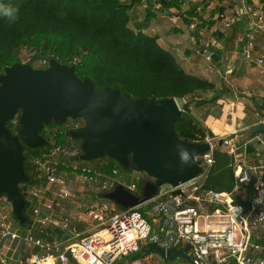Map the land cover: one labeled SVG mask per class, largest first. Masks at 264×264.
<instances>
[{
	"label": "built area",
	"instance_id": "built-area-1",
	"mask_svg": "<svg viewBox=\"0 0 264 264\" xmlns=\"http://www.w3.org/2000/svg\"><path fill=\"white\" fill-rule=\"evenodd\" d=\"M190 1L181 2V13L174 12L175 22L181 17L187 18ZM216 21L220 25H215L212 33L219 39L225 41L235 31L233 43L236 52L231 55L218 40L209 44L210 48L226 50L228 63L239 64L236 58L241 54L245 62L252 64L264 76V40L260 41L264 39V3L261 0H242L239 6L219 11ZM189 29L190 32L197 31L195 24ZM189 39L197 43L194 33ZM225 73L231 75L233 69H226ZM176 101L181 113L186 112L180 100ZM182 102L188 105L187 98ZM71 126L72 131L82 124ZM210 133L207 129L205 137L198 136L194 141L208 143L211 147L207 154L197 158L202 172L195 180L160 193L140 208L119 213L114 205L99 201V196L122 184L118 169L111 176L95 167L83 165L78 160L83 154L82 148L75 141L54 146L35 157L32 167L38 182L27 193L36 205L33 223L25 236L14 230L13 208L8 198L0 194V264H18L11 263L6 253L16 252L25 246L36 250L34 259L25 264L49 261L52 264H130L124 259L143 252L151 243L166 250L189 247L192 264H264V257L257 256L260 246L252 242V237L264 231V132L250 137L248 143L256 147L257 164L249 162L236 149L229 151L233 157L235 179L229 193L206 187L215 166V151L228 144L223 140L224 144L220 146V140L211 137ZM73 180L96 196L92 202H79L76 206L77 211L84 210L79 216L84 215L97 222L95 231L84 236L71 218H57L55 215L62 203L73 197L70 185ZM129 189L132 192L137 190L135 186ZM241 197L249 202L248 206L237 202ZM144 207H148L145 213L141 211ZM49 226L60 227L71 235V239L60 242L57 238L49 240L35 235L34 227L45 229ZM141 259L145 264H152L151 254H145Z\"/></svg>",
	"mask_w": 264,
	"mask_h": 264
},
{
	"label": "trees",
	"instance_id": "trees-1",
	"mask_svg": "<svg viewBox=\"0 0 264 264\" xmlns=\"http://www.w3.org/2000/svg\"><path fill=\"white\" fill-rule=\"evenodd\" d=\"M146 1L147 11L143 22L145 27L157 16L170 15L173 8L180 9L184 0ZM0 5L18 9V19L14 23L0 16V75L16 64L46 69L51 60H56L63 65L74 67L81 80L90 79L99 91L111 87L135 100L187 98L189 102L186 112L178 117L175 133L180 140L188 142H194L198 136L205 137L207 129L193 118L190 104L204 106L222 97L224 92H218L212 82L187 72L178 58L160 45L158 37L145 34L142 29L131 28L132 5L126 1L0 0ZM196 6L197 4H194L193 8L187 11L190 17L198 16ZM184 21L189 22L186 19ZM195 33L197 43L194 51H206L200 31ZM234 36L233 30L225 41L233 39ZM226 48L228 49L227 46ZM209 51L217 54L223 52L211 49ZM212 93L214 96L209 98ZM17 117V120L15 118L7 123V129L13 136L18 135L17 124L20 115ZM79 121L69 119L65 124H61L52 120L50 124L45 125L40 131V136L47 142L46 147L31 149L19 138L25 158L23 168L26 180L19 184L21 196L28 202L23 210L25 224L20 223L14 211L13 216L24 229H28L33 223L31 212L33 213L35 201L27 194L28 189L38 182L32 167L33 159L54 146L71 144L74 141L71 139V125ZM210 136L213 137L212 133ZM79 141L82 145V141ZM218 153H214L215 164L221 158ZM78 160L87 165L81 158ZM87 166L95 167L105 175L111 176L115 169H121L115 160L106 156L97 166ZM134 170L137 169L132 164L130 171ZM212 176L213 174L206 182L207 188H210L208 183L212 181ZM2 195L7 197L6 194ZM116 211L127 209L116 206ZM141 211L145 213L146 209L141 208ZM50 235L52 238V232ZM144 256L145 253L140 252L129 256L128 259L135 262Z\"/></svg>",
	"mask_w": 264,
	"mask_h": 264
},
{
	"label": "water",
	"instance_id": "water-1",
	"mask_svg": "<svg viewBox=\"0 0 264 264\" xmlns=\"http://www.w3.org/2000/svg\"><path fill=\"white\" fill-rule=\"evenodd\" d=\"M201 54L218 64L221 56L211 51ZM211 95H214L213 93ZM181 110L176 99H132L120 90L108 87L96 90L90 79L81 80L74 67L51 60L48 68L35 69L16 64L0 75V194H6L20 223L25 224L23 199L19 184L26 180L22 142L31 149L48 144L40 131L52 120L65 124L81 120L82 126L71 131V139L82 141L84 162L109 157L126 172L132 164L148 179L143 182L142 196L119 184L103 196L124 209L140 208L153 201L164 186L179 188L195 180L202 172L198 157L207 154L208 143L180 140L175 124ZM20 115L17 136L7 123ZM264 132V122L252 126L249 135ZM224 141L220 140L219 145ZM60 242L71 235L60 227L52 229ZM166 250L151 243L143 253L171 261L183 259L192 264L188 252Z\"/></svg>",
	"mask_w": 264,
	"mask_h": 264
},
{
	"label": "crops",
	"instance_id": "crops-1",
	"mask_svg": "<svg viewBox=\"0 0 264 264\" xmlns=\"http://www.w3.org/2000/svg\"><path fill=\"white\" fill-rule=\"evenodd\" d=\"M123 1H126L129 5H132L130 25L132 24L133 29L135 30L142 29V31L145 34L158 37L160 45L164 49L171 51L177 58L183 47V42L180 36L188 32L185 31L186 27H184V25L180 21L175 22L173 20V16H174L173 11H175L176 8L171 9L172 11L171 20L173 21L172 28L170 27L167 28L166 23L164 21V19L168 15L157 16L156 18L152 19V21L149 23L148 26L145 27L143 26V22L146 18L147 1L146 0H137V2H134V0H123ZM181 32H183V34H181ZM263 40L264 39L262 38L260 39V41ZM227 51L229 52V49H227ZM236 59L238 60V58ZM178 61L180 60L178 59ZM234 66L235 68H237L236 72L239 75L238 78H236V80L239 81V95L235 93H231V94L224 93L222 99L212 102L207 106V108H205L204 119L200 120L201 121L200 124L202 125V127L208 129L211 133H213L215 136L218 137V138L215 137L213 138L217 140H224V141L226 140L228 142L227 145L221 147L224 151H227V157L224 158L221 157L220 160L215 164L212 170V174H213L212 181H210V184L208 183L209 186L207 185L208 187H210L212 190L215 191H217L216 189L218 190L222 189L223 193H229L233 188L232 180H231V185L229 187V179H228L229 176L226 175L228 172H230L229 171L231 170L230 166L232 167V161H233V157L229 151L231 149H236L238 154L243 155L249 162L257 164L259 162V159L255 156L257 150L256 147L248 144L250 140L249 137L250 135L248 134V130L252 126L264 122L263 120L264 119V106H263L264 76L256 68L250 66L247 63H244V61L242 60H239V64L234 63ZM228 107L230 108L235 107L236 112L228 111ZM239 108L242 109L241 112L243 114L246 110H249L252 113H250V116L248 115L247 118H244L241 121H239V113H240ZM218 177L219 179H217ZM213 178L215 179L213 180ZM72 182L73 181L70 182V185H71L73 197L70 200L63 202L61 208L56 210L55 215L57 218H63V217L71 218L74 224L77 225L80 233L84 236L86 234H90L91 232L95 231V229L97 228V222L88 219L84 215L77 216L75 214L76 212L75 205L78 203L79 199L83 200L86 203H89L95 200L96 198L94 199L92 194L88 195V193H85V190L82 189L81 187H79L78 189H75V187L73 188ZM233 185H235L234 172H233ZM135 193L136 194L138 193V188ZM103 196L104 195L101 196V199ZM237 202L243 204L244 206H248L249 203L245 201L243 197L239 198ZM43 214H45L44 210H43ZM19 228L20 227L18 223L15 221L14 230L18 232L21 236H25L26 229H24L25 231L22 233ZM33 229L37 237L47 238L49 240L52 239L50 238L51 236L50 233H48L47 230L48 228L41 229L39 227H34ZM252 242L258 244L261 248L260 251H258L257 256L264 257V231L258 232L257 236L252 237ZM35 253L36 250L34 249V247L25 246L24 248L21 247L16 252L9 251L6 254L7 257L11 260L10 261L11 263L15 262L18 264H22L24 260L26 263L32 261L35 257ZM126 259L128 261H125ZM126 259H124L125 262H130L128 258ZM181 260L186 261L183 259ZM130 264H145V262L142 259H140L135 262H130Z\"/></svg>",
	"mask_w": 264,
	"mask_h": 264
},
{
	"label": "rangeland",
	"instance_id": "rangeland-1",
	"mask_svg": "<svg viewBox=\"0 0 264 264\" xmlns=\"http://www.w3.org/2000/svg\"><path fill=\"white\" fill-rule=\"evenodd\" d=\"M241 1L242 0H193V1L191 0L190 1L191 3L189 4V9L193 8L194 4H197L196 11L198 12V16L190 17L187 13L186 14L187 18L181 17V19L179 20L184 25V27H186L185 31L188 32L189 35H188V33L183 34V32H181V34H183V35L180 36V38L182 39L183 47L181 49L179 56H177V58L182 62L183 67H185L187 72H190L191 74L192 73L196 74V76L212 82L213 84H215L218 92L223 91L225 94L235 93V94L239 95V81L236 80V78H238V76H239L238 73L236 72L237 68H234V63H232L233 61L228 63L225 60L226 53H227L226 50H223V52L219 54L221 56V61L218 64L212 62L209 58L202 55L201 52L194 51L196 48L195 47L196 43L189 41V36L191 35V33L192 34L193 33L196 34V33L193 31L190 32L189 27L192 24L196 25V30H199L200 34L202 33V36L200 35V37L203 39V45L207 51H209L210 49L215 50V51L222 50L220 48H210L211 46L209 44H212V42L214 40H218L222 46L228 47L231 55H232V53L235 54L236 48L234 47L233 39H230V40H227L224 42V40L219 39L217 37V35H214L212 33V30L215 27V25H220L219 22L216 21V17L219 14V11H221L220 8L232 9L236 6H239ZM173 12L181 13V10L179 8H177ZM144 15H145V13H144ZM171 15H172V13L164 19L167 28L173 27L172 26L173 21L171 20V17H172ZM184 19L188 20L189 22L188 23L185 22ZM130 26L132 27V24ZM188 51L190 53H188ZM239 60L244 61L241 54H239L238 61ZM244 63H247V62L244 61ZM247 64H249V63H247ZM249 65L254 67L252 64H249ZM229 68L233 69V73L231 75H228L224 72L226 69H229ZM213 96L214 95L210 94L209 98H212ZM222 98H223V95H222V97H218V99L216 101H218L219 99H222ZM188 102H189V99H188ZM180 103L184 109L187 108V106H185V104L182 102V100H180ZM209 104H211V103H207L204 106L198 107L195 104L191 103L190 104V113L192 114L193 118H195L198 122L201 123L200 120H203L204 116H205V108H207V106ZM241 110L242 109L239 108V112H240L239 113V121H241L244 118H247L248 115L250 116V113H252L249 110H246L243 114L241 112ZM228 111L236 112V108L235 107H233V108L228 107ZM17 118L18 117H16L15 120H17ZM79 123L82 124V121L80 120ZM228 129H231V128H228ZM212 136L215 138H218L213 133H212ZM74 141L77 142L81 146V143L79 140H74ZM216 151L219 152L218 154L222 158L227 157V151H224L222 148H218V150H216ZM100 160L88 161V162L86 161V162H84V164L97 166V164H99ZM230 168H231V170H229L230 172H228L226 174L229 176L228 177L229 187L231 185V180L233 182L232 167L230 166ZM118 177L120 179L122 178V180H123L122 184L125 185L129 191H131L129 188L135 186L139 189V191H138L139 193L137 196H142V190L141 189H142L143 182H145L148 179L147 176L143 175L138 170L126 172L125 169L121 166V169L119 170V176ZM214 179L215 178H213V180ZM217 179H219V177ZM72 183H73V188L75 187V189H78L80 187L74 180ZM170 189H171L170 186H164L162 188L161 192H165V191H168ZM85 193H88V195L92 194L91 192H88V191H85ZM92 196L95 199L96 196H94V194H92ZM99 201H107L109 204L114 205L113 202H110L108 200H104L103 197ZM79 202L85 203L81 199H79L78 203ZM75 206H77V204ZM114 207L116 208V206H114ZM144 208L146 210L148 209V207H144ZM80 211L82 213L84 212V210H80ZM81 212L76 210L75 214L77 216H79V213H81ZM117 213H119V212H117ZM31 215L33 218L32 212H31ZM19 227H20L19 228L20 231L23 233L25 231L24 228L21 226H19ZM51 229H52V226H49L47 229L48 233L52 232ZM31 250H32V248H31ZM151 257H152V261H151L152 264H191L189 261H182L179 258L175 259V260L167 261V260H163L158 255L151 254ZM125 261H128V260L126 259ZM25 263L26 262L24 260L22 262V264H25ZM128 263H130V262H128Z\"/></svg>",
	"mask_w": 264,
	"mask_h": 264
},
{
	"label": "clouds",
	"instance_id": "clouds-1",
	"mask_svg": "<svg viewBox=\"0 0 264 264\" xmlns=\"http://www.w3.org/2000/svg\"><path fill=\"white\" fill-rule=\"evenodd\" d=\"M17 12H18V9H15V8H12V7H9V6H4V5H0V16H3V17H6L8 18L9 22H15L18 17H17ZM82 147V145H81ZM122 180V179H121ZM123 181V180H122ZM28 192V191H27ZM135 193V192H134ZM28 194V193H27ZM29 195V194H28ZM105 195V194H104ZM31 198V197H30ZM35 205H36V202H35ZM115 206V205H114ZM54 227H58V226H52V229ZM51 229V231H52ZM27 230V229H26ZM55 238L54 234H53V231H52V239Z\"/></svg>",
	"mask_w": 264,
	"mask_h": 264
},
{
	"label": "bare ground",
	"instance_id": "bare-ground-1",
	"mask_svg": "<svg viewBox=\"0 0 264 264\" xmlns=\"http://www.w3.org/2000/svg\"><path fill=\"white\" fill-rule=\"evenodd\" d=\"M44 264H52V262L49 261V262H46V263H44Z\"/></svg>",
	"mask_w": 264,
	"mask_h": 264
}]
</instances>
